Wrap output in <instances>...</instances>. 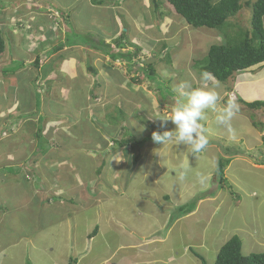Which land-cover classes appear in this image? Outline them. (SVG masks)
<instances>
[{"label": "rangeland", "instance_id": "rangeland-1", "mask_svg": "<svg viewBox=\"0 0 264 264\" xmlns=\"http://www.w3.org/2000/svg\"><path fill=\"white\" fill-rule=\"evenodd\" d=\"M99 1L0 0L6 42L0 57V109L10 107L5 100L9 92L20 90L24 97L32 87V105L38 111L44 108L51 119L66 117L72 122L65 129L58 127L52 137L42 129L31 157L42 154L43 165L52 164V157L68 164L73 158L78 170L72 172L79 174L64 171L70 175L65 180L62 176L60 184L57 175L34 166L38 170L27 178L34 190L39 184L46 190L41 188V203L39 195H32L31 205L30 190L26 192L18 176H7L9 187H0V206L6 209H0V250L6 254L2 264H202L194 252L215 264L222 244L233 236L241 238L244 255L264 253V138L252 126V121L264 122V107L250 111L239 103L245 112L231 122L234 140L209 112L203 122L208 144L201 153L151 139L153 131L174 128L171 122L161 128L155 119L176 103L174 85L183 79H193L198 86L204 83L200 70L193 69V59L197 62L205 55L210 43L239 45L253 32L252 9L230 14L219 28L210 29L188 25L165 0ZM78 36L82 41H105L117 54H133L128 56L132 65L81 45L49 54L54 47L78 41ZM175 37L184 38L183 43H172ZM201 37L208 38L204 46ZM119 39L124 47L117 45ZM36 58L41 60L38 68ZM149 66L156 75L150 74ZM37 74L39 83L33 81ZM231 84L209 75L206 86L215 87L220 96L229 89L222 99L227 100ZM41 90L52 99L45 106ZM18 116L0 118V127L16 122ZM10 127L14 136L30 129L21 120ZM7 130L0 131V159L14 148L9 143L15 138L8 140ZM145 137L150 140L141 149L133 146L134 140ZM24 138L17 137L20 149L31 139ZM124 139L132 144L122 148L115 143ZM82 143L89 158L79 151ZM46 151L53 156L48 158ZM222 159L229 164L224 167L225 181L218 183L214 174ZM4 164L0 160V168ZM96 181L98 192L93 189ZM95 193L103 197L95 198ZM194 198L202 199L194 213L177 222L171 218L175 207ZM96 227L97 235L89 238ZM19 237L25 240L13 242Z\"/></svg>", "mask_w": 264, "mask_h": 264}, {"label": "trees", "instance_id": "trees-1", "mask_svg": "<svg viewBox=\"0 0 264 264\" xmlns=\"http://www.w3.org/2000/svg\"><path fill=\"white\" fill-rule=\"evenodd\" d=\"M219 0L216 3H212L211 0H166L167 4L171 9L180 15L186 23L194 28H210L216 29L219 28L223 23L226 22L230 14L240 12L242 9L249 7L252 9V28L253 32L248 33L246 38L239 44L235 46H224V45H211L207 56L204 59L194 61L193 69H199L200 72H207L213 78L219 82H227L232 79L236 72L249 69L253 66L264 63V27H263V18H264V0ZM96 2V1H95ZM101 2V0L99 1ZM102 3V2H101ZM159 5H157V8ZM51 15H54L53 10L49 12ZM58 13H60L58 11ZM67 27H71L70 21L66 19ZM88 28V27H87ZM74 31V30H73ZM75 35V32L71 33ZM91 35L86 37L90 38ZM82 38L78 36V41L64 43L62 46L59 45L51 49L49 54H54L61 51L65 46L79 47V45L86 47L87 49L93 50H103L104 54L110 56L114 60H122V62L132 65L133 54H117L110 45L105 44L104 42L98 41H82ZM118 46L124 47L123 41L118 40ZM85 48V49H86ZM6 51V42L4 39V33L0 27V57L4 55ZM128 56L132 58L128 59ZM41 60L36 58L35 67L40 66ZM141 73L146 72L145 69L140 68ZM150 74L156 75V71L153 66L148 67ZM93 71V68H90ZM149 76V75H148ZM141 81V79L139 80ZM242 103L249 110L257 111L264 107V102L255 101V102H244L242 99L238 101ZM238 103V104H239ZM254 127H256L260 132L264 130V122H253ZM133 139V138H131ZM149 138L145 137L142 140H134L133 146L142 148L144 144L149 142ZM117 145L122 148H125L132 144L131 140H118ZM154 143V142H153ZM139 155L134 157V162L138 161ZM229 164V161L222 159L218 163L215 171V177L218 179V183H223L225 181L224 177V167ZM102 164V168H103ZM101 168H99L97 175L100 176ZM205 196L207 193H203ZM169 196H166V199H169ZM207 198V196H206ZM202 199L194 198L192 201L177 206L174 209V214L172 219L178 220L182 217L188 216L195 212L196 207ZM98 233V228L96 227L89 238H93ZM243 243L239 236L231 237L219 250V253L216 258L215 264H264V253L259 254H250L244 255L242 253ZM194 251V250H193ZM194 255L198 257L202 264H208L206 259L194 252ZM72 262V261H71ZM76 264V263H75Z\"/></svg>", "mask_w": 264, "mask_h": 264}, {"label": "crops", "instance_id": "crops-1", "mask_svg": "<svg viewBox=\"0 0 264 264\" xmlns=\"http://www.w3.org/2000/svg\"><path fill=\"white\" fill-rule=\"evenodd\" d=\"M117 30H121V29L118 27ZM146 33H150V32H145V34ZM190 33H192V32H190ZM103 34H105V33H103ZM150 36L151 35L146 34L147 38H149ZM199 36L200 35H197V37H199ZM183 39L184 38H180L179 39V37H175V38H173L172 43L178 42L180 44V42H181V44H182L183 43L182 42ZM200 39L204 40L203 46L205 44H207V41H208L207 37H201ZM184 42H188V41H186V39H185ZM210 45H214V44L210 43ZM169 46H171V44H169ZM180 48H181V46H180ZM209 48H208V50H209ZM164 50H166V48ZM207 53H208V51H207ZM207 53L205 55L201 56L199 58V60H201L204 57H206ZM194 61L195 60L193 59L192 63L190 62L192 64V66L194 65ZM33 81H37L39 83V75L38 74L35 75V79ZM33 81H31V82L33 83ZM42 82L45 83L46 79L42 80ZM231 85H232L231 88H233L235 90V94L237 95V97L239 99H242L244 102H247V103L255 102V101L264 102V63L259 64V65L254 66V67H251V68L247 69L246 72L245 71L239 72L238 74H236L233 77V81H232ZM228 90L229 89H225L223 91L222 96H221L222 99L226 96L225 94L228 93ZM25 91H26V94L24 95V97H23V95L21 93L22 91H20V90L19 91L13 90V91L9 92V94L5 96V100H6V102L8 104H10V107H7V108L5 107L2 111L0 109V118L3 117V118H6V120H9V119L11 120L13 115L18 116L17 113L18 112L20 113L16 122H14V120H12L13 121V125H12V121H11L8 124V126L3 125L2 127H0V131L1 132H2V128H8V130L6 131V133H8L9 136H10V137L7 138L8 140L10 138L11 139L15 138V141L11 140V142L9 143L10 144L9 146L12 145V147L14 146V148L11 149V152L10 151L7 152L8 153L7 157L0 159V160H3L4 163H5L0 168V183H1L0 187H2L4 184H6V186L9 187V181L7 179V176H10V178H15V177L18 176L19 180L21 181V183H23L25 185L26 192H27V189L30 190V194H29L30 198L29 199H31V200L29 201V204L31 205L32 204V199L36 198L37 195H39V197H40V201L39 202L41 203V201L45 198L44 197L42 199L41 194L45 193V192H42V191L46 190V188L43 189L41 184H39V187L35 186L37 190H34L33 189V187H34L33 185H35V184H32V180L27 178V175L30 172H32L33 169H35L34 166L38 167L41 172H43L44 169H47L53 175L54 174L57 175L58 178H59L58 180H60L59 183L62 181V178H63L62 176H64V180H65L67 178V176L70 175V174H65L66 171L71 173L72 171L78 170V167H76L73 164V161H74L73 158H69L70 164H68L65 161L63 162L61 160L56 159L55 157H52L51 158L52 164L50 163V164H47V165H43L42 164L43 160H41L42 156H43L42 154H40L39 157H36V156L31 157L32 155H36V153L33 152V150H35V148H36L35 141L37 140V138H39V132H42V129L44 130V134H46V136H48V137H49V134L51 132L50 136L52 137V136H54L55 131L58 129V127H63V129H65L66 128V124L69 123L70 119L66 118V117H61V118L58 117V119H51L50 118L51 116H49V114L46 113L44 108L40 109L38 111L37 107H34L32 105V99H34V97H35V91L32 89V87H30L29 89H26ZM47 92L48 91L43 93L42 90H41V100H42L44 106L46 104L50 103L51 100H52L50 95H43V94H46ZM28 97H30V102H28ZM52 97H56V95L52 94ZM225 99H227V98H225ZM238 105H239L240 113H238L236 116L237 117H242V114L245 112L244 111L245 107H242L240 104H238ZM64 106H65V104H64ZM13 111H15V112H13ZM4 114L6 115L5 117L3 116ZM50 114L52 115V113H50ZM76 115H77V113H76ZM20 120L22 121V123L24 125H26V126L29 125L30 129H28L27 133H25V134L19 129L18 131L22 132V134L17 132L16 136H14V133L16 131L15 130H11L10 126H12V127L15 126V123L19 124ZM71 122L72 121L70 120V123ZM38 123L40 124V126H37ZM70 127H71V125L69 126V128ZM37 130H38V132H36ZM2 133H4V132H2ZM20 136L21 137H26L24 139H27L28 137L31 138V139H28L29 140V144L27 146H25L24 144L21 145V149L19 148V145L21 144V142L17 143V137H20ZM259 136L263 140V138H264V130H263L262 133H259ZM86 146H87L86 144L81 145L80 149H82V150H79V151L82 152V153L84 152L89 158V155L87 154V147ZM45 154L48 155V158L53 156V154H51L48 151H46ZM54 160H57L56 163L54 162ZM17 161H20L21 163L19 164V163H17ZM24 161H25V163H23ZM10 162H12V163H10ZM26 162H29L30 164L26 165ZM48 162H51V161H48ZM8 168H10V170L12 169L13 172L12 173L7 172L6 169H8ZM53 168L57 169V173H55V172H53L51 170ZM25 169H26V171H25ZM35 170H38V169H35ZM59 171H60V173H58ZM73 174L76 175V176L79 175L77 173H73ZM21 175L23 176L22 179H20ZM1 179L3 180V182L1 181ZM43 180H45V177L43 178ZM97 181H98V178H97ZM97 181H96V184L93 186V189L96 190V192H98L97 191V189H98L97 188ZM41 183H44V182H41ZM46 183H50V182L46 181ZM18 185L20 187H23L19 183H18ZM40 189H41V191L38 193V191ZM54 191H55V193L57 192L56 190H54ZM116 192H118V191H116ZM95 194H97V197H95V198L100 199L101 197H103L101 195H98V193H95ZM32 195L34 196V198L31 197ZM2 202L4 203V201H2ZM0 204H1V200H0ZM20 207L24 208V205H21ZM0 209H2L3 211H6V209L3 207V205L0 206ZM178 220H180V219H178ZM178 220H176V222ZM0 232H1V230H0ZM0 235H1V233H0ZM19 240H25V239H23L22 237H19L18 239H15V241H13V242H18ZM226 242H224L222 244V246ZM5 255L6 254L3 253L2 250H0V264H2V259L4 258Z\"/></svg>", "mask_w": 264, "mask_h": 264}, {"label": "clouds", "instance_id": "clouds-1", "mask_svg": "<svg viewBox=\"0 0 264 264\" xmlns=\"http://www.w3.org/2000/svg\"><path fill=\"white\" fill-rule=\"evenodd\" d=\"M246 70L238 71L236 74L246 72ZM199 79L204 82L199 86L194 83L193 79H183L174 85V91L177 94L176 103L163 117H155L160 121L161 128H166L168 122H171L174 128L163 132L153 131L151 139L154 143L163 145L169 143L183 144L191 153H201L208 144L203 122L206 121L209 112L215 113V122L218 126L228 130L229 139H235V131L231 126L233 118L239 112V105L237 104L239 98L235 94V90L230 88L229 94L236 96V99H232L228 95L227 100H222L215 87L206 86L209 73L202 72ZM230 81H233V78ZM139 130L143 132L145 130L144 125H141ZM181 178H183V174Z\"/></svg>", "mask_w": 264, "mask_h": 264}, {"label": "built area", "instance_id": "built-area-1", "mask_svg": "<svg viewBox=\"0 0 264 264\" xmlns=\"http://www.w3.org/2000/svg\"><path fill=\"white\" fill-rule=\"evenodd\" d=\"M230 98H232V99H236V96H234V95H230Z\"/></svg>", "mask_w": 264, "mask_h": 264}]
</instances>
